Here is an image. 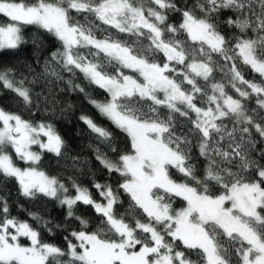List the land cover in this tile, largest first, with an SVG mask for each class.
I'll return each mask as SVG.
<instances>
[{
    "label": "trees",
    "instance_id": "1",
    "mask_svg": "<svg viewBox=\"0 0 264 264\" xmlns=\"http://www.w3.org/2000/svg\"><path fill=\"white\" fill-rule=\"evenodd\" d=\"M108 0H0L35 6H56L67 25L93 40L116 44L147 64L167 65L164 75L189 95V103H168L157 89L114 100L116 110L141 122L162 127V143L181 160L182 170L166 164L170 181L197 195L217 197L231 187L256 184L260 193L250 211L225 201L224 207L246 225L264 247V75L243 61L238 45H250L252 58L264 64V0H125L156 32L136 25L128 13L112 14ZM185 17L204 24L218 38L216 46L196 40L182 28ZM12 21L0 12V27ZM16 42L0 48V112L29 126L49 128L58 140L56 151L38 150L33 167L54 181V195L24 192L18 181L0 169V226L25 225L31 241L52 247L45 264H91L78 258L77 237H90L102 264H123L129 255L143 254L145 264H204L205 254L174 236L175 216L185 201L160 188L151 196L167 209V218L147 215L123 188L130 175L123 158L133 153L128 134L101 110L108 93L84 73L91 64L105 77L126 75L142 83L140 74L105 51L87 44L65 49L50 31L37 24L16 23ZM163 46L181 59H168ZM205 67L194 74L189 65ZM221 94L237 104L203 124L200 112L213 107ZM9 153L0 145V156ZM12 163L30 165L9 154ZM78 192H84L80 198ZM80 198L71 201V198ZM68 198L69 201L64 199ZM233 206V207H231ZM203 231L220 264H242L247 242L225 231L212 219ZM99 260V259H98ZM0 264H18L0 260Z\"/></svg>",
    "mask_w": 264,
    "mask_h": 264
},
{
    "label": "rangeland",
    "instance_id": "2",
    "mask_svg": "<svg viewBox=\"0 0 264 264\" xmlns=\"http://www.w3.org/2000/svg\"><path fill=\"white\" fill-rule=\"evenodd\" d=\"M103 8L116 13H128L137 20L136 25L143 26L151 31L152 42L157 45L156 32L151 30L141 13L129 8L125 0H108ZM0 12L12 21L9 25L0 27V48L13 46L16 42V23L26 22L37 24L53 33L68 49L77 44H91L98 49L110 54L122 65L136 70L142 77V83L136 82L131 76L126 75L121 81L103 76L95 66L85 64L81 66L84 73L93 83L103 88L109 95L110 101L101 106V110L116 125L121 127L129 136L133 153L123 158V168L130 175V181L123 184L125 191L142 210L156 220L167 218V209L160 205L152 196V188L181 197L186 207L175 216L174 236L180 238L184 245L197 247L205 254L204 264H220L215 251L208 241L203 225L205 220L215 221L225 233H234L247 242L249 251L243 255L242 264H264V247L257 236L246 227L239 219L231 214V209L224 207L228 201L233 206L250 211L255 206L260 189L256 184L231 187L226 194L211 198L197 195L191 189L169 180L165 172V165L171 164L182 170L180 158L161 141L162 127L155 123L141 122L134 118L120 114L114 100L121 95L138 93L147 95L150 90H160L168 103H189V95L180 91L173 80L164 75L166 64L163 66L147 64L134 57L125 48L116 44L93 40L80 33L75 27L67 25L62 10L56 6L38 3L35 6H23L19 3L0 2ZM182 28L196 40H202L216 46L218 38L202 23L185 17ZM168 59H181L180 55L172 49L163 46ZM238 51L243 61L264 75V64L255 61L250 52V45L242 42ZM189 69L198 75H203L205 67L198 63L189 65ZM213 107L200 112L202 123L208 124L210 120L222 112L237 111V104L216 94L212 98ZM261 104L264 107V97ZM16 134H13V131ZM0 145L8 148L9 153L0 156V169L7 175L13 176L20 184L21 189L27 193L47 192L54 195L57 188L53 180L41 175L34 167L37 160L36 149L56 151L58 140L52 131L44 126H29L14 116L0 112ZM9 154L17 160L30 164L24 167L16 165L9 159ZM25 177V178H24ZM24 178V179H23ZM36 183L33 188L29 183ZM84 197V192H78ZM72 197L71 201L80 199ZM66 202L68 198L64 199ZM255 202V203H254ZM231 206V207H233ZM28 228L19 223L8 222L0 226V260H14L18 264H45V258L53 249L47 245H38L31 241L27 245L17 242L18 236L30 235ZM95 244L90 237L78 236V252L71 248L78 258L89 259L91 264H102V259L95 258ZM102 261V262H101ZM123 264H145L143 254L129 255ZM162 264H171L168 259ZM178 264H185L179 262Z\"/></svg>",
    "mask_w": 264,
    "mask_h": 264
},
{
    "label": "water",
    "instance_id": "3",
    "mask_svg": "<svg viewBox=\"0 0 264 264\" xmlns=\"http://www.w3.org/2000/svg\"><path fill=\"white\" fill-rule=\"evenodd\" d=\"M13 134H16V131H15V130L13 131ZM24 178H25V177H24ZM24 178H23V179H24ZM29 185H30L31 187L34 188V187L36 186V183H32V182H31V183H29Z\"/></svg>",
    "mask_w": 264,
    "mask_h": 264
}]
</instances>
